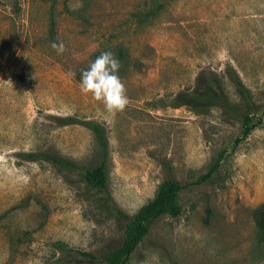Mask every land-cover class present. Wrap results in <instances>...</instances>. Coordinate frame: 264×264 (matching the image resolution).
Instances as JSON below:
<instances>
[{"label": "rangeland", "instance_id": "obj_1", "mask_svg": "<svg viewBox=\"0 0 264 264\" xmlns=\"http://www.w3.org/2000/svg\"><path fill=\"white\" fill-rule=\"evenodd\" d=\"M103 52L130 100L115 115L80 90ZM197 80L239 113L177 107ZM236 80L256 105L242 140ZM66 117L104 128L107 189L125 214L165 178L185 186L180 214L154 221L126 264H264L252 221L264 202V0H0V264H103L54 243L99 255L121 242L125 222L101 215L79 176L21 158L92 163L91 132ZM220 151L216 173L191 185Z\"/></svg>", "mask_w": 264, "mask_h": 264}, {"label": "trees", "instance_id": "obj_2", "mask_svg": "<svg viewBox=\"0 0 264 264\" xmlns=\"http://www.w3.org/2000/svg\"><path fill=\"white\" fill-rule=\"evenodd\" d=\"M235 89L239 96L241 106L248 110V113L240 114L241 137L238 140H242L255 127L254 124H251V119L252 115L255 114L254 110L256 105L251 101L248 90L238 80L235 81ZM174 101L177 107L184 106L189 111H195L205 107H217L225 112L239 113L236 104L231 103L215 85L204 80H197L195 86L189 93L183 92L177 94ZM59 122L62 125L80 124L91 132L96 143L97 151L92 163L80 165L56 153L47 151L40 153H22L21 158L28 162L48 164L59 172L75 173L80 177L85 188L91 192L100 214L116 221L122 220L125 222V225L122 230V238L119 246L105 251L102 254L95 255L75 251L60 243H54L55 249L58 251L75 252L88 262L126 264L139 243L148 235L149 228L154 221L162 215L177 217L180 214L177 197L185 186L171 178H165L157 185L152 197L145 204L138 208L135 213L131 215L125 214L116 206L107 189L109 151L104 128L95 122L78 121L68 117L59 119ZM236 142H234L233 146H236ZM222 156V151L217 152L208 164L206 172L199 175L191 185L198 186L210 180L216 173ZM252 221L258 242L264 243V202L258 204L253 209Z\"/></svg>", "mask_w": 264, "mask_h": 264}, {"label": "clouds", "instance_id": "obj_3", "mask_svg": "<svg viewBox=\"0 0 264 264\" xmlns=\"http://www.w3.org/2000/svg\"><path fill=\"white\" fill-rule=\"evenodd\" d=\"M58 55L65 51L63 42L51 44ZM120 62L111 52L101 53L89 67L81 73L80 90L85 95L103 104L111 115L123 112L130 103L124 82L118 75ZM74 77L75 73H71Z\"/></svg>", "mask_w": 264, "mask_h": 264}]
</instances>
